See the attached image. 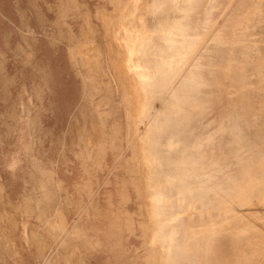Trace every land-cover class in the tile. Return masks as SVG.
Wrapping results in <instances>:
<instances>
[{
	"label": "rangeland",
	"instance_id": "374dc122",
	"mask_svg": "<svg viewBox=\"0 0 264 264\" xmlns=\"http://www.w3.org/2000/svg\"><path fill=\"white\" fill-rule=\"evenodd\" d=\"M148 39L160 47L168 73L158 95L173 123L170 143L160 148L164 153L170 145L180 157L173 162L179 177L161 173L155 159L142 165L137 148L148 120L137 66L143 58L136 52ZM209 42L222 45L214 72L223 81L227 128L234 108L264 107V0H0V264L172 259L175 222L165 233L162 222L174 219L183 197L166 196V187L174 178L187 195L198 192L207 173L223 167L207 160L197 143L212 132L207 98L197 97L192 76L194 58ZM153 67L144 66L149 75ZM257 111L254 129L244 136L249 143H231L225 162L238 179L244 169L262 175L263 184L251 192L254 205L234 208L245 232L241 247L251 256L252 246L255 264H264V113ZM195 120L203 125L199 137L187 134ZM198 156L205 157L201 167L187 170ZM199 178L197 188L187 185ZM80 206L87 209L83 216ZM185 207L191 211V201ZM78 213L84 230L76 229ZM85 234L95 241L86 242Z\"/></svg>",
	"mask_w": 264,
	"mask_h": 264
},
{
	"label": "bare ground",
	"instance_id": "6f19581e",
	"mask_svg": "<svg viewBox=\"0 0 264 264\" xmlns=\"http://www.w3.org/2000/svg\"><path fill=\"white\" fill-rule=\"evenodd\" d=\"M244 9L245 8H243V10ZM192 17L195 16L192 15ZM199 23H201V21ZM193 26L194 24H192L191 27ZM236 26L239 25L237 24ZM219 45L215 42H209L204 49H201L200 52H198L196 58H194L195 63L192 70V76L197 81L199 86L197 89V97L207 98L204 101L206 102V104H208V106L206 107L207 110L211 113L209 119L210 120L209 126H211L212 132L209 134L207 133L208 136L206 135L207 136L206 143H200L199 141H197V139L196 141L199 146H203V148H205L207 152L206 153L207 160L209 161L218 160L223 163V167H220L210 173H207V186L205 185L204 189L198 187L200 188V191L198 192H190V194L187 195L186 193H184L185 184L179 183L174 178L170 181L168 187H166L164 193L166 196L183 197L180 208L179 207L176 208V211L174 212L175 213L174 219H169V220L165 219L162 222V232L164 233L165 231L169 230L170 222H175V227H176L175 238L173 241L174 242L173 249L175 253L174 254L172 253L173 257L171 256L172 259L168 261L167 264L168 263L169 264H255L256 262L257 251L251 246V256H250V254L241 247V236L245 232H244V227H242L241 224H239L241 218L240 215L238 214V210L237 209L235 210L234 206L236 207V206L246 205V202H249V206H253L254 202L251 200V192L254 193L256 188L259 185L263 184V178L262 175L256 170L251 172V169L250 170L244 169L243 175L238 179V175L236 173H233L230 163L226 164L225 159L226 156L230 154V152L232 151V149L229 147L231 143H235L238 141L249 143V141L246 140L244 136L248 134V131L250 129L251 131L252 129H254V125H255L254 116L257 109L253 107L251 108L246 107L242 111H237L236 110L237 108L236 109L234 108L232 111L233 113L229 115L227 118L229 120V127L226 128L223 125L224 121L221 120L222 119L221 113L224 112L226 108L225 107L226 101L223 99L222 93H220V89H219L220 87L218 85L223 83V81L219 83L218 76L214 72L216 69H218V68L215 69L216 67L215 64L218 65L222 61V52L221 49L219 48ZM126 47L128 46L126 45ZM159 48L160 47H156L154 44L151 43V40L148 39L147 41L142 42L140 44L136 52L140 58H143L141 64H137V66L140 65L138 67L140 70V75H139L140 82H142L144 86L147 97L146 107L144 110L143 117L147 118L148 122L144 124L143 127L145 126L144 130L145 132L148 131V135L150 136V141H149L150 146L148 147L146 145L145 140L143 139L145 138L144 136H146L147 133L143 132L144 130L140 132L139 131L140 128H139L138 131L140 132L139 133L140 135L138 138L137 148L139 151L142 165H147V167H149L150 166L149 163H151L155 159L154 163L158 165V167H160L161 173H165V174L172 173L173 176L179 177L182 171L180 172L178 170V172L176 173L177 168L175 169V167H173V162L174 160L175 161L179 160L180 157L174 154L175 152L170 150L173 149L170 148V145L164 153L163 150L160 148V145L163 142L167 144L170 143L169 138L171 137H169L168 135L169 132L168 130L170 124L172 125L173 120L168 115V109H166V107L161 106L159 104L161 100L158 95L159 89L165 83L164 80L168 75V73L165 72V70L161 65V59H159L157 56L158 52L160 51ZM151 50L153 51L152 55H154V61L149 62L148 61L150 58L149 52ZM101 53H103V51H101ZM100 63H102V66L104 67L106 62L105 61L103 62V60H99V64ZM146 64H152V66L154 65V67L151 68L152 75H149L148 73L150 69L144 68ZM134 66L136 67V65ZM102 73L103 75H105L106 79L109 80L107 78L105 71L103 72L102 70ZM212 96H216L217 99H213ZM249 98L248 100H250ZM258 111L260 113H264V107L260 106ZM202 126L198 120L191 122V124H189L188 126L187 134L192 135L193 137L195 136L199 137V133H202L201 132ZM226 129L232 132L231 137H228V135L224 133ZM109 142H110V147L112 148L111 141ZM148 150L149 153L147 155ZM201 152L203 153V150ZM247 158H249L251 161V156H248ZM204 160L205 157L203 158L199 156L195 158L193 157L192 162L194 163V165L192 168H188L187 170L190 171L192 169L193 173L197 172V169L201 167V163ZM183 171L185 172L184 169ZM195 176L192 175V177L196 178ZM199 180L201 181L200 178L194 179L192 180V182L188 181L187 182L188 184L187 183L186 184L189 186L193 185L194 187L197 188L198 185L197 183H199L197 181ZM152 188L155 189V187ZM157 196H161V193L158 194ZM186 200L191 201V208H190L191 211H188L187 208L185 207ZM208 210L226 211L227 214L225 216H220V217H217L216 215L209 217L205 215L206 212H208ZM228 212H230L231 214H229ZM237 221L238 224H236Z\"/></svg>",
	"mask_w": 264,
	"mask_h": 264
},
{
	"label": "crops",
	"instance_id": "0c3cea01",
	"mask_svg": "<svg viewBox=\"0 0 264 264\" xmlns=\"http://www.w3.org/2000/svg\"><path fill=\"white\" fill-rule=\"evenodd\" d=\"M81 203V202H80ZM80 208H81V212H82V216H83V214H85L86 213V211H87V209L86 208H82L81 206H80ZM79 208V209H80ZM78 217H79V221H78V223H77V226H76V229H85V226H84V220L82 219V217H80V215H79V213H78ZM79 227H81V228H79ZM91 229H93V226H91V228L89 229V231L91 230ZM90 238L91 239H93L91 236H88L87 234H85V238H83L84 240H86V242H88L89 243V241H90ZM94 240V239H93ZM95 241V240H94ZM90 244V243H89ZM93 244V243H92Z\"/></svg>",
	"mask_w": 264,
	"mask_h": 264
}]
</instances>
